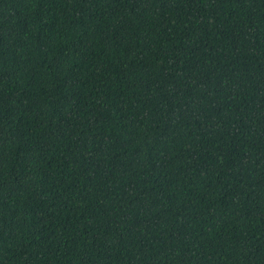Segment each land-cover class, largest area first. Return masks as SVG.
Segmentation results:
<instances>
[{"label":"trees","instance_id":"obj_1","mask_svg":"<svg viewBox=\"0 0 264 264\" xmlns=\"http://www.w3.org/2000/svg\"><path fill=\"white\" fill-rule=\"evenodd\" d=\"M0 264H264V0H0Z\"/></svg>","mask_w":264,"mask_h":264}]
</instances>
